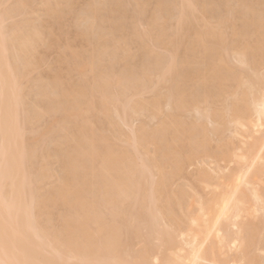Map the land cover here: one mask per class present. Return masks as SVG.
I'll list each match as a JSON object with an SVG mask.
<instances>
[{
  "label": "bare ground",
  "instance_id": "6f19581e",
  "mask_svg": "<svg viewBox=\"0 0 264 264\" xmlns=\"http://www.w3.org/2000/svg\"><path fill=\"white\" fill-rule=\"evenodd\" d=\"M0 264H264V0H0Z\"/></svg>",
  "mask_w": 264,
  "mask_h": 264
},
{
  "label": "rangeland",
  "instance_id": "374dc122",
  "mask_svg": "<svg viewBox=\"0 0 264 264\" xmlns=\"http://www.w3.org/2000/svg\"><path fill=\"white\" fill-rule=\"evenodd\" d=\"M12 1H15V0H12ZM50 54H51V56H53V57H51V56H50V57L53 58V60H54V59H55L54 57H55L56 54H55L54 52H52V53H50ZM52 54H53V55H52ZM51 60H52V59H51ZM194 168H195V167H194ZM194 168H190V169H193V171H192V170H189L190 172H193L192 174H194L195 171H196V170L194 171ZM197 168H198V167H197ZM197 168H195V169H197ZM190 176L192 177V175H190ZM191 177H188V178H191ZM190 180H191V179H190ZM181 182H182V181H181ZM181 182H179V183H180L179 185H182V184L184 185V184L186 183V182H185V183H183V182L181 183ZM177 184H178V183H177ZM177 184H176V185H177ZM187 184H188V183H187ZM177 186H178V185H177Z\"/></svg>",
  "mask_w": 264,
  "mask_h": 264
}]
</instances>
